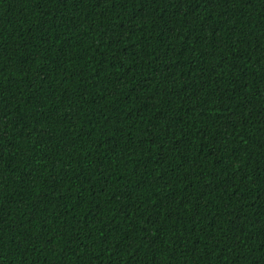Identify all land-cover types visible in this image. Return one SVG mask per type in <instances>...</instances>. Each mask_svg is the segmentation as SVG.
I'll use <instances>...</instances> for the list:
<instances>
[{
    "label": "trees",
    "instance_id": "trees-1",
    "mask_svg": "<svg viewBox=\"0 0 264 264\" xmlns=\"http://www.w3.org/2000/svg\"><path fill=\"white\" fill-rule=\"evenodd\" d=\"M0 264H264V0H0Z\"/></svg>",
    "mask_w": 264,
    "mask_h": 264
}]
</instances>
